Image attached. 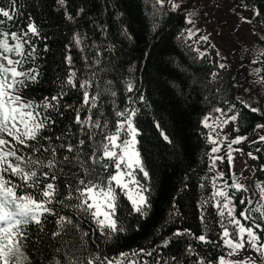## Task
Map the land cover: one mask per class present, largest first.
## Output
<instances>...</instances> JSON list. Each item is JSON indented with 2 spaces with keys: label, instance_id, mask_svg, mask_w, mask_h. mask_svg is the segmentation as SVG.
Instances as JSON below:
<instances>
[{
  "label": "trees",
  "instance_id": "trees-1",
  "mask_svg": "<svg viewBox=\"0 0 264 264\" xmlns=\"http://www.w3.org/2000/svg\"><path fill=\"white\" fill-rule=\"evenodd\" d=\"M232 1L240 7H256L251 22L264 28V0ZM0 7L8 9L13 5L11 0H0ZM14 7L16 15L12 20L0 16L3 31L19 34L26 30L29 22L35 21L40 32L39 36L29 34L27 37L32 44L26 45L25 51L30 52L35 47V52L24 64L25 69H39L38 83L29 82L19 94L25 100L37 102L43 97L50 98L58 93L69 73L76 72V86L63 85L67 95L60 103L59 113L62 115L48 111L47 115L56 123L43 131L42 136L55 138L70 129L75 134L68 137L70 142L76 144L78 139H84L82 158L106 184L107 178L116 171L114 164L108 160L92 164L87 158L93 152L97 157L102 155L104 135L111 134L116 121L122 119L117 112L132 106L139 110L136 123L142 135L138 137V147L150 179L145 180L142 174L137 178L151 189V209L146 217L136 213L124 191L117 188V216L125 231L108 236L99 230L93 233L96 224L90 216L77 214L71 207L61 210L57 204L59 215L71 216L74 222H79L80 230L88 233L85 237L87 251L83 255L96 252L102 258H118L120 253L138 252L143 248L152 255L141 253L130 259L137 260L138 264H200L201 260L203 264H218L219 257H225L226 247L220 239L219 221L222 218L214 207L215 201L210 199L216 191L212 185L217 174L216 168H211L213 144L203 120L217 108L224 109L231 116L238 112L235 131L246 136L258 120L264 119L260 109L252 112L245 106L246 101L240 96V86L235 83L231 69L226 64L224 68L219 67L223 63L218 50L208 43L205 51L199 50L188 35L185 11L159 4L157 0H67L66 5H61L59 0H16ZM68 15L73 18L69 20ZM77 34L81 39L79 45L74 38ZM258 48L250 68L264 88V35L259 38ZM200 52L205 55L201 56ZM68 56L72 58L71 65L67 63ZM97 60L98 64L95 63ZM84 80L92 81L88 88L90 95L100 94L98 108L92 110V115L94 121L100 120L101 128H86L88 135L80 132V126L75 123L77 110L81 119L87 115V107L83 105L84 89L80 86ZM128 81L135 85L133 92L127 91ZM141 95L143 101L139 100ZM129 97L135 101L134 105L129 104ZM231 105L236 107L229 112ZM164 134L169 136L171 143L163 139ZM254 141L248 144V148L258 157L261 167L256 178L259 184H264V141ZM61 142L53 139L54 144ZM39 143L47 144V141L40 140ZM24 151L31 154L27 148ZM35 155L42 159L47 156L46 153ZM57 155L59 158L71 154L65 148L58 149ZM223 156L222 167L226 173L223 180L231 183L232 168L226 152ZM103 163L109 164L107 170L102 167ZM76 171L79 173L80 169ZM219 180L215 181L218 186ZM63 181L61 177L60 190L66 194ZM233 191L228 189L230 196ZM241 198L245 200L243 205L239 202ZM248 200L247 191L236 192L234 202L238 218L249 206ZM202 212L203 223L200 219ZM252 215L264 227L259 213ZM55 220L54 216L48 217L45 232L48 241L59 247L55 240H51ZM241 223L250 226V222L241 220ZM177 229H189L197 237L206 234L210 242H200L193 236H174ZM29 231L32 232L31 241H35L34 226H30ZM256 231L261 238L264 237V232ZM169 239L171 242L165 247L163 242ZM31 241L29 254L34 264H39V259L48 256L51 249L48 243L41 241L38 245L41 251L37 252ZM189 245L194 252L187 251Z\"/></svg>",
  "mask_w": 264,
  "mask_h": 264
},
{
  "label": "snow or ice",
  "instance_id": "snow-or-ice-1",
  "mask_svg": "<svg viewBox=\"0 0 264 264\" xmlns=\"http://www.w3.org/2000/svg\"><path fill=\"white\" fill-rule=\"evenodd\" d=\"M16 0H11L13 7L8 9L0 7V16L12 20L16 15L15 5ZM61 5H66L67 0H59ZM157 3L163 4L164 0H157ZM173 8H178L179 5L174 3V0H169ZM83 12V9H80ZM259 15V12L256 13ZM73 17L68 15V19ZM189 23H193L189 18ZM3 21H0V25ZM32 36H39L40 32L35 23L31 21L27 24L26 30L17 32H6L0 28V264H34L29 253L32 248L29 247L32 232L29 231L30 226H34L37 239L31 241L32 247L36 248L37 252L41 251L38 247L41 241L49 244L51 249L48 256L39 259V264H138L137 260L130 259L131 256H138L141 253L151 256L152 252H146L141 248L138 252L120 253L118 258L101 257L96 252H89L87 256L83 255L87 251V242L85 237L87 232L80 230L79 222H74L71 216L59 215L56 205L63 208L71 207L76 210L77 214L90 216L96 224V229L93 233L99 230L101 234L114 236L118 233H123L125 228L119 223L117 216L118 196L116 189L124 191L128 200L133 205V211L146 217L151 209L150 195L151 189L138 179V175L142 174L145 180L150 179V173L147 170V165L142 157L138 147L140 144L139 136L142 135L136 123V117L139 110L132 106L123 111L116 113L122 119L116 121L114 131L111 134L104 135L103 151L100 157H97L95 152L91 154L89 159L92 164H97L100 161L108 160L114 164L115 173L107 178L106 184L103 180H99V174L95 169L87 166L86 161L82 158V148L85 144L84 139H78L76 144L69 141L71 130H66L61 136H42V132L50 129L55 125V120L47 115L49 110L59 113L61 100L67 92L63 90V85L76 86V72L69 73L66 82H62L61 89L56 95L43 97L40 101L25 100L19 93L23 88H27L29 82L32 84L38 83L40 75L38 68H24V64L35 52V47H32L30 52L25 51L26 45H31L32 40L27 39ZM188 35L192 32L189 30ZM76 43H81L80 36L74 37ZM129 38H131L129 36ZM207 41L208 37H202ZM11 41V43H10ZM199 51V50H197ZM201 56L205 53L200 52ZM16 57V58H13ZM67 63L72 64L71 56L66 57ZM99 63V60L95 61ZM224 68V64L219 65ZM215 73L213 76L215 77ZM264 79V77H262ZM91 80H84L81 83L83 92V105L87 107V115L81 119L80 111L75 114V123L80 126L79 131L88 135L86 128H101L100 120H93L92 110L98 108L99 92L91 94L88 88L91 86ZM134 83L128 81L126 88L128 92H133ZM114 96L115 93L113 92ZM140 101L144 100L141 95ZM130 105H134L135 101L132 97L128 98ZM245 103V102H242ZM71 108V105H65ZM252 112H258V108H254L245 103ZM235 105H231L229 112L233 111ZM216 112L224 113V109L217 108ZM44 113L42 116L41 113ZM62 115V113H59ZM239 113L228 117L221 121L220 117L216 118L213 124L209 123V117L206 116L203 120L205 127L212 129L215 132L217 127H223L229 121H237ZM107 127V124L104 125ZM160 127L159 124L156 125ZM257 128H264V125H257ZM238 130V129H237ZM212 132L209 133V141L215 145L211 148V153H219L220 145L228 140L225 136L217 144V139L212 137ZM218 135V134H217ZM11 137L12 139H6ZM56 141H63L60 144H54ZM163 139L171 143L167 134L163 135ZM245 136H237L227 145V160L229 165H232L234 151L232 145L240 144L247 140ZM264 141V136L258 138ZM40 140L47 141V144L39 143ZM36 141V144L29 143ZM255 143V141H253ZM29 149L31 154H26L24 149ZM71 155H61L58 158V149H65ZM119 150V151H117ZM35 153H46L45 158L35 155ZM252 156L251 153H248ZM257 159L258 157H252ZM211 168H216V161H223L224 156L212 155ZM67 166V171H65ZM102 167L107 170L108 163H103ZM76 169H80L78 173ZM83 176L84 178H81ZM61 177L64 178V188L66 194L60 190ZM224 173L218 172L213 178V188L216 189L210 197L215 201L214 207L217 209V214L222 219L219 221L222 229L220 239L223 245L230 251L228 256L237 254L244 250L245 244L264 257V243H261L260 235L256 231L259 229L264 232V227L257 223V218L252 213H259L260 220L264 221V184H257L260 197L259 203L253 206V201L248 200V207L240 213V217L236 216L235 193L247 191L244 184L240 183L233 173V183L231 185L225 180L223 187H219L215 181L223 179ZM99 180V182H97ZM115 185V187L113 186ZM228 189H233V194L230 196ZM240 204L245 203L244 198L240 199ZM205 204L208 201L204 202ZM56 217V228L51 232V240H55L59 247L51 244L45 232V224L48 223V217ZM204 222L203 212L200 217ZM241 220L250 222L249 227H245ZM205 229L207 225L205 224ZM231 229V231H230ZM174 236H193L194 239L208 243L210 242L206 234H201L198 237L191 233L189 229L183 231L177 229ZM245 236L247 239H245ZM60 237L59 240L56 238ZM68 237L75 239L69 240ZM171 240H165L164 246L167 247ZM188 252L195 250L189 245ZM175 259V257H173ZM203 264V260L200 261ZM218 264H255V261L249 257L248 261L232 262L226 261L224 256L219 257Z\"/></svg>",
  "mask_w": 264,
  "mask_h": 264
},
{
  "label": "rangeland",
  "instance_id": "rangeland-1",
  "mask_svg": "<svg viewBox=\"0 0 264 264\" xmlns=\"http://www.w3.org/2000/svg\"><path fill=\"white\" fill-rule=\"evenodd\" d=\"M174 3L179 5L177 9L185 11L188 15V32L189 30L192 32L190 38L197 48L205 51L208 43L218 50L220 61L229 66L235 83L240 86V96L247 104L260 109L264 118V88L259 83L253 69L250 68L251 62L254 61L253 57L259 51V38L264 35V28L251 22L253 12L257 10L256 7L252 8L246 5L240 7L232 0H174ZM163 4L171 5L169 0H164ZM189 18L192 19L193 23H189ZM204 36L208 37L207 41L202 39ZM230 116L225 111L224 113L214 111L208 115L209 123L213 124L217 117H220V120L223 121ZM257 125H264V119L258 120L252 132L246 136L235 131V122L233 121H229L222 128L217 127L215 132H212V129L209 128L212 137L217 139V144L225 136L228 137V140L220 145L221 151L215 154L212 153V155L223 156L224 152L227 155L228 143L237 136L248 138L240 144L232 145L233 149H240V151L232 153L234 160L230 167L232 168V179L234 173L238 181L246 186L248 198L253 201V206L260 202V192L256 187L259 182L256 177L261 166L257 159L252 158L257 156L248 148V144L251 141L258 140L260 136H264V128H257ZM248 153H251L252 156H249ZM222 164L223 161H216V174L222 171L225 176L226 173ZM225 180H219V187H223ZM232 183L233 180L228 184ZM243 224L245 225V223ZM245 227L247 226L245 225ZM245 239H247L246 236ZM260 239L261 243H264V237H260ZM225 250L224 258L226 261H248V258L251 257L255 264H264V257L251 249L248 244H245L244 250L232 256L227 255L230 251L228 248Z\"/></svg>",
  "mask_w": 264,
  "mask_h": 264
}]
</instances>
